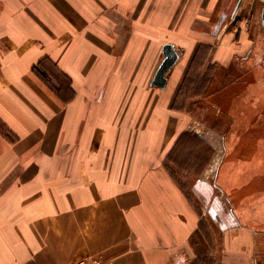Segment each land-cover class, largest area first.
Listing matches in <instances>:
<instances>
[{
	"label": "crops",
	"instance_id": "0c3cea01",
	"mask_svg": "<svg viewBox=\"0 0 264 264\" xmlns=\"http://www.w3.org/2000/svg\"><path fill=\"white\" fill-rule=\"evenodd\" d=\"M263 8L0 0V264H255V238L232 235L215 183L178 154L196 99L185 83L259 53ZM166 43L181 55L160 88ZM208 206L226 218L222 243Z\"/></svg>",
	"mask_w": 264,
	"mask_h": 264
},
{
	"label": "rangeland",
	"instance_id": "374dc122",
	"mask_svg": "<svg viewBox=\"0 0 264 264\" xmlns=\"http://www.w3.org/2000/svg\"><path fill=\"white\" fill-rule=\"evenodd\" d=\"M258 27L259 53L237 67L192 71L183 87L196 98L184 102L191 111L189 149L178 157L188 158L190 174L215 183V194L242 227L232 235L254 237L255 264H264V30ZM205 213L209 236L222 243L226 218L217 221L209 206Z\"/></svg>",
	"mask_w": 264,
	"mask_h": 264
},
{
	"label": "water",
	"instance_id": "95a60500",
	"mask_svg": "<svg viewBox=\"0 0 264 264\" xmlns=\"http://www.w3.org/2000/svg\"><path fill=\"white\" fill-rule=\"evenodd\" d=\"M262 23L264 26V8L262 11ZM164 58L159 64L153 77L152 85L165 88L168 83L167 73L180 59L181 52L173 43H166L163 46Z\"/></svg>",
	"mask_w": 264,
	"mask_h": 264
},
{
	"label": "built area",
	"instance_id": "2783aa9c",
	"mask_svg": "<svg viewBox=\"0 0 264 264\" xmlns=\"http://www.w3.org/2000/svg\"><path fill=\"white\" fill-rule=\"evenodd\" d=\"M74 264H113L112 260L103 258H82Z\"/></svg>",
	"mask_w": 264,
	"mask_h": 264
},
{
	"label": "trees",
	"instance_id": "16d2710c",
	"mask_svg": "<svg viewBox=\"0 0 264 264\" xmlns=\"http://www.w3.org/2000/svg\"><path fill=\"white\" fill-rule=\"evenodd\" d=\"M209 83V82H208ZM212 92V91H211ZM184 137V136H183Z\"/></svg>",
	"mask_w": 264,
	"mask_h": 264
}]
</instances>
